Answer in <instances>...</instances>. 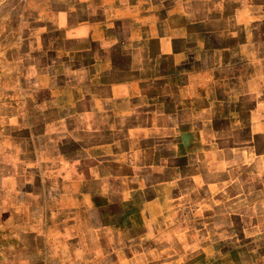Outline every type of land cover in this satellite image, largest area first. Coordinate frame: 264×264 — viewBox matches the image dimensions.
Returning <instances> with one entry per match:
<instances>
[{"label":"crops","instance_id":"obj_1","mask_svg":"<svg viewBox=\"0 0 264 264\" xmlns=\"http://www.w3.org/2000/svg\"><path fill=\"white\" fill-rule=\"evenodd\" d=\"M9 7L0 264H264V0Z\"/></svg>","mask_w":264,"mask_h":264},{"label":"rangeland","instance_id":"obj_2","mask_svg":"<svg viewBox=\"0 0 264 264\" xmlns=\"http://www.w3.org/2000/svg\"><path fill=\"white\" fill-rule=\"evenodd\" d=\"M13 2L16 4V6H19L22 5L23 0H0V39L5 40L4 42L0 41V86L6 87L8 85V80L11 79L16 83L18 89H22L23 81L21 75L15 74L12 77H10V72H9L10 68L7 60L5 59L6 57L5 51L9 49L6 40L10 38L8 34L9 30L7 27V20H6L7 18L5 17H7V13L10 8L9 6ZM10 48H14V46L12 45Z\"/></svg>","mask_w":264,"mask_h":264}]
</instances>
